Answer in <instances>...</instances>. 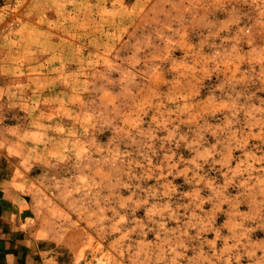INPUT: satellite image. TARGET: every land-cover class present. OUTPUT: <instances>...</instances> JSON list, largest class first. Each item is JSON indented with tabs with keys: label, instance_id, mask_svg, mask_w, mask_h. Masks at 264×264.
I'll list each match as a JSON object with an SVG mask.
<instances>
[{
	"label": "rangeland",
	"instance_id": "obj_1",
	"mask_svg": "<svg viewBox=\"0 0 264 264\" xmlns=\"http://www.w3.org/2000/svg\"><path fill=\"white\" fill-rule=\"evenodd\" d=\"M0 147L67 264H264V0H0Z\"/></svg>",
	"mask_w": 264,
	"mask_h": 264
},
{
	"label": "crops",
	"instance_id": "obj_2",
	"mask_svg": "<svg viewBox=\"0 0 264 264\" xmlns=\"http://www.w3.org/2000/svg\"><path fill=\"white\" fill-rule=\"evenodd\" d=\"M71 258L42 224L31 180L0 147V264H67Z\"/></svg>",
	"mask_w": 264,
	"mask_h": 264
}]
</instances>
